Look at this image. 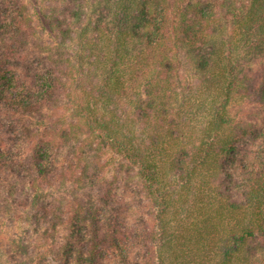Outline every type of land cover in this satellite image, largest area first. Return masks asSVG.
I'll list each match as a JSON object with an SVG mask.
<instances>
[{
  "label": "trees",
  "instance_id": "trees-1",
  "mask_svg": "<svg viewBox=\"0 0 264 264\" xmlns=\"http://www.w3.org/2000/svg\"><path fill=\"white\" fill-rule=\"evenodd\" d=\"M0 264H264V0H0Z\"/></svg>",
  "mask_w": 264,
  "mask_h": 264
},
{
  "label": "rangeland",
  "instance_id": "rangeland-1",
  "mask_svg": "<svg viewBox=\"0 0 264 264\" xmlns=\"http://www.w3.org/2000/svg\"><path fill=\"white\" fill-rule=\"evenodd\" d=\"M245 142H240L238 145H237V149L235 150V155L238 156L239 158H242L243 160V151H242V148L245 146L244 145ZM244 161V160H243Z\"/></svg>",
  "mask_w": 264,
  "mask_h": 264
}]
</instances>
